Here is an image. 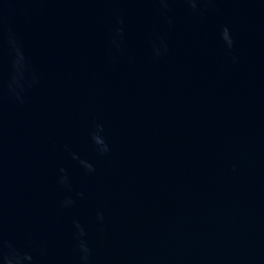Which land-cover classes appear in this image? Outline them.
<instances>
[{
	"label": "water",
	"instance_id": "water-1",
	"mask_svg": "<svg viewBox=\"0 0 264 264\" xmlns=\"http://www.w3.org/2000/svg\"><path fill=\"white\" fill-rule=\"evenodd\" d=\"M0 264H264V0H0Z\"/></svg>",
	"mask_w": 264,
	"mask_h": 264
}]
</instances>
